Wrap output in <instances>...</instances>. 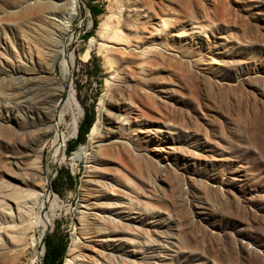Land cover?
Wrapping results in <instances>:
<instances>
[{"label": "rangeland", "instance_id": "obj_1", "mask_svg": "<svg viewBox=\"0 0 264 264\" xmlns=\"http://www.w3.org/2000/svg\"><path fill=\"white\" fill-rule=\"evenodd\" d=\"M19 1L0 0V197L35 173L59 196L31 231L27 264L43 263L48 235L69 240L63 264L73 248L84 264H264V0H139L130 20L155 37L142 48L101 37L107 18L120 29L121 0H79L63 94L71 86L82 112L77 134L60 128L65 142L42 130L43 81L19 76L52 79L25 44ZM124 59L135 65L130 91L107 99L129 82ZM110 104L129 122L112 127ZM93 130L88 160L75 159ZM12 253L0 236V264Z\"/></svg>", "mask_w": 264, "mask_h": 264}, {"label": "bare ground", "instance_id": "obj_2", "mask_svg": "<svg viewBox=\"0 0 264 264\" xmlns=\"http://www.w3.org/2000/svg\"><path fill=\"white\" fill-rule=\"evenodd\" d=\"M138 1L121 0L122 7L120 12L123 18L120 20V29L111 32L109 18H107L100 25L101 37L117 43L126 42L128 43V47L135 46L136 48H142L143 46L155 43L154 36H147L148 32L151 33L148 22H143L142 25L140 24V27L139 22L130 20L131 12L136 10L133 6ZM132 3L134 4L131 5ZM19 9L23 21L27 26L22 29L25 44L37 56L39 62L42 64L41 68L49 74V77L56 79L59 86L58 88L51 87L53 84L51 81L53 80L50 79L49 82L42 73H26L19 76L31 85H34L36 80L43 81V85L46 87V97L41 102L44 109V126L42 130L46 135L55 136L57 141L62 140V142H65L64 134L59 132L60 128L66 123L67 126L71 127L72 134H77L79 117L76 116V113L82 112L76 93L71 86L67 95L63 94L65 90L63 80H66L70 76L75 62V57L68 50V43L70 41L68 36L80 13L79 0H20ZM123 27L134 31V34L126 31L123 33ZM136 33H140L139 38L135 37ZM90 51L91 47L87 50L86 55H89ZM152 52L158 53L157 49L152 50ZM33 54L31 55L32 58ZM109 55L110 53L107 51L105 53L107 59ZM58 63L60 65V73L57 71ZM107 63H109V60H107ZM123 63H125V69L122 73L129 78V82L118 89L109 91L105 96L107 99H112L123 91H130V80L135 79V71L132 68L135 65L128 61V59H124ZM104 111L107 114L106 120L110 122L112 127L116 122H129L128 115L124 114L121 107L117 104H110L104 108ZM69 114L73 116L71 122L67 121ZM98 123H101V119H99ZM1 129L6 130L3 125ZM96 133L97 131L93 130L90 136L89 147L82 146L75 151V155L73 156L75 159L86 158L88 160L89 155L92 153L89 150L92 147V140ZM18 148L24 150V146L22 145H18ZM36 174H33L32 177H15L18 182L7 185L8 189L1 194L0 236L5 237V244L13 250V253L4 259L3 264H27V261L32 256L33 249L37 245V240L31 231L40 224L46 227L48 218L44 215L43 211L47 204H50L53 211L58 206L59 196L56 192H53L54 190H48V183L50 181L44 182L43 185L36 184ZM31 183H35L39 187L37 189L31 188ZM22 243L28 245L24 251L21 248ZM65 264L84 263L80 254H76L73 248Z\"/></svg>", "mask_w": 264, "mask_h": 264}, {"label": "trees", "instance_id": "obj_3", "mask_svg": "<svg viewBox=\"0 0 264 264\" xmlns=\"http://www.w3.org/2000/svg\"><path fill=\"white\" fill-rule=\"evenodd\" d=\"M92 10L94 15H97V9L93 7ZM95 24H98L97 20L95 21ZM94 116V113H92L89 121H87V118L85 119L79 131L77 141L74 143H70L68 147L70 152L75 150L78 143L83 142L86 139V136L90 132L91 127L94 123ZM67 177L72 178L71 173H68ZM68 245L69 240L67 238L57 239L53 235H48L46 238V252L42 264H63V259L66 255Z\"/></svg>", "mask_w": 264, "mask_h": 264}]
</instances>
